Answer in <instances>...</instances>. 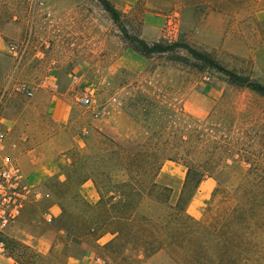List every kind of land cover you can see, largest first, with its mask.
Segmentation results:
<instances>
[{"label":"rangeland","instance_id":"rangeland-1","mask_svg":"<svg viewBox=\"0 0 264 264\" xmlns=\"http://www.w3.org/2000/svg\"><path fill=\"white\" fill-rule=\"evenodd\" d=\"M171 1V10L177 13V34L172 42L184 41L211 52L225 68L250 75L251 66L246 59L233 57L220 48L207 50L198 44L210 45L213 41L209 34H203L199 29V22L206 14L224 12L230 22L241 26V30L249 34V38H255V34L260 32L261 43L264 44V0ZM39 2L43 5L40 6ZM57 2L61 3L59 9L54 4ZM68 2L0 0V32L10 22L20 28L19 37H10L6 41L13 42L11 46L18 48L14 51L17 55L21 54L19 49L24 46L32 47L35 53L32 62H42L44 66L39 77L13 76L8 81V89L26 100H31L35 91L44 92V122L48 125L53 122L50 99L61 97L69 108L68 130L76 138L71 148L59 155L64 161L58 165L59 172L42 180L41 186L35 189L39 198L32 199L7 230L8 246L14 262L18 264H124L120 258L114 261L113 255L103 247L107 243L102 244L103 241L111 235L107 234L104 240L93 243L82 224L85 217L70 195L63 201L65 213L62 214L58 206V195L63 188L57 182L65 181V167L78 155L89 154V151L92 154H104L118 150L122 154H132L146 142L148 145L142 149L144 154L170 157L178 161L162 162L161 169L165 173L157 178L158 184L170 187L173 184L168 174L172 173L165 168L181 170L183 179L180 180V187L176 182L171 189L174 202L187 173L185 165L209 174L222 170L235 172L246 168L245 161L257 166L261 159L260 146L264 145V98L226 84L218 74L198 72L170 63L165 57L140 59L128 54L119 58L117 43L119 40L123 42L122 28L131 35L140 36L142 14L139 12L135 17L123 16L120 23L115 24L96 0H78L76 8H70ZM74 16H77V23ZM90 16L96 20L97 24L93 25L97 30L104 27V35L109 40L108 44L95 47L92 55L90 49H87L85 33L87 25L91 26L88 21ZM75 26L79 30L73 35ZM35 32L36 39L33 36ZM46 36L50 39L55 37L60 43L68 41V49L72 48V51L79 49L77 60L69 61L67 53L73 52L64 49L59 54L61 56H55L53 60L50 58L46 63L51 53V41ZM76 39L78 45L74 47ZM36 40L41 44L40 55L34 49L37 46ZM253 43L258 45L259 39H254ZM13 58L15 63L8 54L0 55V91L5 92V97L8 90L4 83L5 76L9 69L18 65L16 58ZM53 61L55 65H51ZM65 71H69L68 74ZM207 77L209 81L205 80ZM23 83L33 88L31 98L19 91ZM49 85H57V91L50 90ZM218 88L221 95L211 92ZM92 91L94 103L82 107L78 103L79 98ZM117 102L121 104L120 107H117ZM180 172L173 175L179 179ZM113 175L117 181L126 178L122 172ZM209 179L212 181V189L208 198L204 202L194 200V203L191 202L192 209L189 207V212L196 217L202 213L197 220L204 219L210 205L217 208L223 202L220 193L212 197L216 181ZM222 179L225 180L226 176ZM87 182L79 187V193L87 203L95 204L99 199L98 194L92 182ZM231 184L230 181L226 183L227 186ZM53 205H56L59 214L48 220L46 214ZM140 210L147 217H154L158 213L154 204L148 200L143 202ZM68 218L74 220L75 228ZM75 237L81 239L80 243L74 241ZM96 259L100 263H95ZM139 264H171V261L166 252L162 251L150 258L140 256Z\"/></svg>","mask_w":264,"mask_h":264},{"label":"trees","instance_id":"trees-1","mask_svg":"<svg viewBox=\"0 0 264 264\" xmlns=\"http://www.w3.org/2000/svg\"><path fill=\"white\" fill-rule=\"evenodd\" d=\"M96 1L113 23H120L123 16L109 0ZM121 39L144 59L165 57L170 63L198 72H212L226 84L264 98V83L225 68L211 52L180 40L146 41L123 28ZM146 145L132 154L110 150L78 155L65 167V181L57 182L63 188L58 195L62 214L63 201L70 195L85 217L82 224L93 243L111 235L103 247L114 261L120 258L124 264H139L140 256L150 258L162 251L171 264H264V145L255 167L245 161L246 168L235 172L209 174L185 165L187 173L174 202L171 188L158 184L157 178L162 162L178 161L144 154ZM115 172L124 173L126 178L117 181ZM208 178L216 181L212 197L220 193L223 202L217 208L210 205L204 219L197 220L188 215L187 206L200 183ZM87 181L98 194L95 204L87 203L79 193ZM227 181L232 184L227 186ZM145 200L154 204L158 212L154 217L142 214ZM67 220L75 228L74 220ZM74 241L80 243L81 239L75 237Z\"/></svg>","mask_w":264,"mask_h":264},{"label":"crops","instance_id":"crops-1","mask_svg":"<svg viewBox=\"0 0 264 264\" xmlns=\"http://www.w3.org/2000/svg\"><path fill=\"white\" fill-rule=\"evenodd\" d=\"M77 1L78 0H69L68 6L70 8H76V5L78 4ZM109 1L122 14V16L135 17V15L139 12L142 14L139 29V34L142 39L146 41H158L160 39H164L163 30L167 18H171L173 24L172 28L174 30L173 39H175L177 34V24L175 17H177V13L171 10V0ZM54 4L57 9L60 8V2ZM100 11L102 13V10ZM93 18V16L89 17L90 20L88 19V21H90L91 26L88 24L85 28V33L87 36V49H90V55L95 53V47L103 46L105 43L108 44L109 42V40L106 39L107 36L104 35V27H100V29L97 30L95 25H93L97 24V22ZM73 19L75 20V23L78 22L77 16H74ZM14 20L15 18L12 19V21ZM228 23L230 24L229 27ZM73 28L74 35L75 31L77 32L79 28L77 26ZM241 28V26H237L236 24L232 23V21L230 22L224 12H212L206 14L199 22V29L203 31V34H209L213 38V41L210 45H208V43L198 44L207 50H216L220 48L233 57L246 59L250 62L251 66L250 76L253 79H257L264 83V44L261 43V33L257 32V34H255V38H249V34L242 31ZM3 29L4 30L0 32V55L3 53L8 54L12 62L15 63V59L13 57L16 54L10 49V46L14 43L11 41H6V39H9L10 37H19L18 31L20 28H17L10 22L6 23ZM33 36H35L36 39L37 33L35 32V35L33 34ZM47 39L50 38L47 37ZM252 39L253 41L254 39H259V43H257L258 45H254L255 42L253 43ZM77 40L78 39H76L73 43L74 47H77L78 45ZM50 41L51 53L50 55L48 54L46 63L48 59L50 60V58L53 60V57L61 56L59 54L64 49L71 50V52H73L70 54L67 53V55H69L67 57L69 61L73 62L79 57V49L76 48L74 51H72V48L68 49V41L66 43H60V41L55 37H51ZM118 43L119 58H124L128 54L135 57H140L127 48L125 44L121 42V40H119ZM40 45L41 44L37 41V46L34 48L38 51L37 55H40ZM71 45L72 43L70 46ZM31 48L32 47H28L26 49L24 52L25 55H22L21 61L18 63V65H16V67L9 69L4 81V83L7 85V89L9 86L8 81L9 79H13V76L15 77L16 75H19L20 77L28 76L30 78H34L39 77V75L43 72L44 66H42V62H32L33 55L35 53L32 51L33 48ZM65 72L68 74L69 71ZM8 76H11V78ZM227 88L229 87L227 86ZM212 90L211 92L213 94L215 93L221 95L219 88L218 90ZM44 94V92L38 90L35 91L31 100H26L23 96L16 95L8 89L6 97L0 106V134H5L6 136L5 148L1 157L5 156L15 161L19 167L22 168V171L26 174L30 183L35 189H38V187L41 186L40 184L42 183V180H44L46 177H53L59 172L58 165L59 163L64 162L63 158H61L59 155L71 148L72 143L76 141V138L73 137L68 130L69 108L61 97H54L50 99V106L53 110L51 115L53 122H49V125L47 122H44V112L46 111L45 104L42 100V98H44ZM13 145H15L14 148ZM54 165L56 166L57 170ZM165 169L167 172L172 173L168 174L173 184L172 186H174L177 182L180 187V180L183 179V176L180 172L181 170L179 168L169 170V167H166ZM177 172H180L181 174L179 179L173 175ZM163 173L165 172L161 169L158 178L161 177V175H164ZM172 186L167 187L172 189ZM211 189V179H205L200 183L197 191L187 206L186 211L189 216L194 219L200 218L202 213L200 212V215L196 217L189 212V207L192 209L191 202L194 200L199 199V201L204 202V200L208 198ZM51 208L53 211L50 209L49 213L46 214L48 220L52 217H56L59 214L56 205H53ZM105 238L106 237H102L99 242ZM111 238L112 236L108 237L105 241H103L102 244L110 241Z\"/></svg>","mask_w":264,"mask_h":264},{"label":"built area","instance_id":"built-area-1","mask_svg":"<svg viewBox=\"0 0 264 264\" xmlns=\"http://www.w3.org/2000/svg\"><path fill=\"white\" fill-rule=\"evenodd\" d=\"M39 5L43 4L39 2ZM171 18L166 19L165 27L163 30L164 40L172 42L174 38V30ZM47 47V46H46ZM13 51L18 50L16 46H11ZM27 46L19 49V53L14 57L16 62L21 61L23 53L26 51ZM40 53V52H39ZM53 61L51 65H55ZM209 81V78H205ZM49 89L56 92L57 85H49ZM19 91L22 92L27 98L33 96L34 90L27 84H20ZM93 91L88 94H84L78 100V103L82 107H89L94 103ZM5 92L0 91V106L4 100ZM111 101L115 100L111 99ZM117 107H120V103L117 102ZM5 134H0V264H15L13 253L8 246V234L7 230L10 226L19 218L25 206L33 200L39 198V194L30 183L28 177L24 174L19 165L8 157H1L5 148ZM15 145H13V148ZM95 263H100L99 259L95 260Z\"/></svg>","mask_w":264,"mask_h":264}]
</instances>
